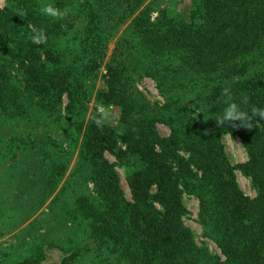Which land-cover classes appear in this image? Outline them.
I'll return each instance as SVG.
<instances>
[{
    "label": "trees",
    "instance_id": "1",
    "mask_svg": "<svg viewBox=\"0 0 264 264\" xmlns=\"http://www.w3.org/2000/svg\"><path fill=\"white\" fill-rule=\"evenodd\" d=\"M4 2L0 114L7 119H27L37 111L52 117L63 96L68 118L83 116L86 82L103 63L117 26L132 16V38L117 42L113 54L119 58L113 55L105 65V87L96 96L101 105L120 108V131L98 127L92 119L81 131L77 155L89 169L95 195L79 194L67 204L62 191L49 206L53 216L73 219L61 236L46 240L67 254L60 264H264V121L253 117L252 129L238 121L216 124L227 107L225 88L249 115L253 106L264 108V0H191L183 16L161 11L154 19L149 7L141 8L143 0ZM46 4L61 17L43 15ZM30 26L44 30L45 43L32 42ZM132 71L155 81L165 101L161 108L136 89ZM158 123L169 128L167 137L158 135ZM225 133L240 140L247 161L229 163ZM118 139L124 149L117 147ZM31 141L32 149L21 154L31 162L29 169H38L53 158L47 146L57 142ZM114 149L133 167L127 176L131 200L124 198L114 164L104 156ZM53 168L63 173L58 164ZM235 169L252 180L254 198L239 189ZM185 193L197 199L203 236L224 260L199 249L183 225Z\"/></svg>",
    "mask_w": 264,
    "mask_h": 264
},
{
    "label": "rangeland",
    "instance_id": "2",
    "mask_svg": "<svg viewBox=\"0 0 264 264\" xmlns=\"http://www.w3.org/2000/svg\"><path fill=\"white\" fill-rule=\"evenodd\" d=\"M4 5V0H0V7ZM143 7H149L152 19L161 11L168 17L178 18V15L183 16L190 10L191 0H143L141 8ZM131 18L132 16L117 26L107 44L103 63L93 73L89 82H86L87 110L83 116L76 119L68 118L64 112L66 105L64 96L61 98L60 107L55 108L56 114L52 117L41 111L35 112L27 119H7L5 115L0 114V264H27L30 260L28 264H32L36 258H39L36 264H60L67 255L59 248L49 246L46 240L53 235L61 236L64 229L73 224V219L65 220L66 218L56 213L53 216L49 206L62 191H64L63 200L67 204L73 203L74 196L79 194L88 197L95 195L89 169L77 155L81 131L88 119L95 121L102 118L103 114L97 110V105H101L96 97L97 92L105 87L103 84L105 65L112 63L113 55L116 59L119 58L118 53L113 54L117 42L123 38H132ZM130 76L136 89L154 108H161L164 105L165 101L151 77L133 71ZM175 101L177 103L178 100ZM172 105L175 107V104ZM101 106L108 112V117L103 119L101 125L119 133L120 108L113 105ZM155 126L161 138L169 135V128L166 125L158 123ZM42 137L57 142L56 145L47 146V151L53 158L44 160L43 165L38 169H29L31 162L28 163L26 157L21 154L22 149H32L28 147V144L32 143L31 140ZM21 138L27 139L28 144H20L18 140ZM221 140L232 166L247 161V153L244 147L241 148L242 144L237 137L225 133ZM117 147L125 148L120 139L117 140ZM118 154V149L104 152L105 158L114 164L124 198L131 200L127 176L133 167L122 163L118 157L122 159L123 157ZM51 160L62 169L61 175L54 172V164L52 165ZM171 167L173 171H177L173 164ZM234 173L242 193L254 198L257 191L252 180L241 174L238 169H235ZM52 175H56V178ZM151 192L155 194L156 189L152 187ZM182 204L185 212L181 220L192 232L195 245L208 255L224 260L216 244L203 236L202 228L198 223L197 199L185 193L182 195ZM155 206L159 209L157 204ZM60 207L57 203V210H60Z\"/></svg>",
    "mask_w": 264,
    "mask_h": 264
},
{
    "label": "clouds",
    "instance_id": "3",
    "mask_svg": "<svg viewBox=\"0 0 264 264\" xmlns=\"http://www.w3.org/2000/svg\"><path fill=\"white\" fill-rule=\"evenodd\" d=\"M41 13L45 16L51 17V18H59L61 17L62 13L60 10L56 7H54L52 4H46L41 7L40 9ZM32 27L33 35L31 36V40L33 43H40L43 44L46 42V35L44 33L43 29H36L34 26ZM222 95L226 97V100L224 103L227 105V107L224 108L223 114L217 119L216 124L217 126H223L225 122L232 123V122H241L239 123L240 127L246 128V129H252L253 128V117H259L261 121H264V108H257L253 106L251 108V115L248 113L242 111L240 107L237 105V103L233 102V97L230 95L229 89L225 88L222 90ZM242 102L247 104L248 97L244 96L242 98ZM97 110L99 113L103 114L101 119H95L96 125L99 127L101 126L103 119L108 117V112L106 109L101 106L97 105ZM243 148V146H241Z\"/></svg>",
    "mask_w": 264,
    "mask_h": 264
}]
</instances>
